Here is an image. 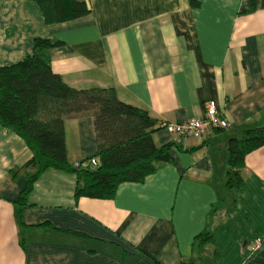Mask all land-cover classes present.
I'll return each mask as SVG.
<instances>
[{
	"label": "crops",
	"instance_id": "0c3cea01",
	"mask_svg": "<svg viewBox=\"0 0 264 264\" xmlns=\"http://www.w3.org/2000/svg\"><path fill=\"white\" fill-rule=\"evenodd\" d=\"M86 2L89 15L48 25L36 2L0 0V67L36 38L62 42L53 70L148 111L171 161L112 199L77 200V174L51 168L21 209L33 153L0 124V264H264V146L246 156L243 186H226L229 141L264 128V0ZM211 100L229 128L202 140L165 128L204 116ZM65 137L71 165L97 155L92 115L67 119ZM203 233L214 242L196 243Z\"/></svg>",
	"mask_w": 264,
	"mask_h": 264
},
{
	"label": "trees",
	"instance_id": "16d2710c",
	"mask_svg": "<svg viewBox=\"0 0 264 264\" xmlns=\"http://www.w3.org/2000/svg\"><path fill=\"white\" fill-rule=\"evenodd\" d=\"M48 25L75 21L90 14L86 0H32ZM62 44L36 38L32 53L23 60L0 67V124L24 140L33 153L27 165L36 168L28 178L18 204L27 207L36 180L48 169L76 173L75 197L112 199L121 184L141 183L171 161L170 145L158 147L153 134L157 120L146 110L121 101L114 88L76 89L57 74L50 50ZM92 115L99 158L97 167L87 162L71 165L67 158L65 121ZM264 146V128L248 130L243 139L229 141L226 186H243L246 156ZM214 242L211 233L196 243Z\"/></svg>",
	"mask_w": 264,
	"mask_h": 264
},
{
	"label": "built area",
	"instance_id": "2783aa9c",
	"mask_svg": "<svg viewBox=\"0 0 264 264\" xmlns=\"http://www.w3.org/2000/svg\"><path fill=\"white\" fill-rule=\"evenodd\" d=\"M229 119L219 110L216 101H208L205 104V114L202 117L192 118L182 123H168L165 128L171 133L181 135L183 137H191L197 140L206 138L211 130H224L230 127ZM89 165L97 167L99 158L94 157L87 162ZM80 166V162L74 164ZM262 248V239L256 237L249 246L251 255L260 251Z\"/></svg>",
	"mask_w": 264,
	"mask_h": 264
},
{
	"label": "rangeland",
	"instance_id": "374dc122",
	"mask_svg": "<svg viewBox=\"0 0 264 264\" xmlns=\"http://www.w3.org/2000/svg\"><path fill=\"white\" fill-rule=\"evenodd\" d=\"M35 172H36V170L33 173H35Z\"/></svg>",
	"mask_w": 264,
	"mask_h": 264
}]
</instances>
